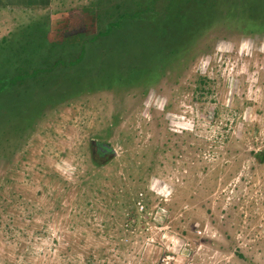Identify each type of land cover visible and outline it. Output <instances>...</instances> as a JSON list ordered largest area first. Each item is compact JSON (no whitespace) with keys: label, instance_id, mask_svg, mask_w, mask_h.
Here are the masks:
<instances>
[{"label":"rangeland","instance_id":"rangeland-1","mask_svg":"<svg viewBox=\"0 0 264 264\" xmlns=\"http://www.w3.org/2000/svg\"><path fill=\"white\" fill-rule=\"evenodd\" d=\"M81 8L0 20V264H264V30L220 22L173 56L145 31V48L66 41L77 70L59 44L2 50L37 21L51 43L93 30ZM19 72L51 94L25 121Z\"/></svg>","mask_w":264,"mask_h":264},{"label":"trees","instance_id":"trees-1","mask_svg":"<svg viewBox=\"0 0 264 264\" xmlns=\"http://www.w3.org/2000/svg\"><path fill=\"white\" fill-rule=\"evenodd\" d=\"M100 2L101 1H99L98 5L96 4L97 6L92 4L89 7L85 6L81 8L84 14L90 17L89 22H87L88 24L90 22L92 23L91 28L93 30L91 31H89V26L86 22L84 23L83 19V22L82 20L80 22V26L87 25L88 29L84 28V32L80 29L79 32L75 30L71 31L73 25L71 24L68 31L61 33L62 40L51 43L46 36L43 37V33L45 34L46 30L44 31V29L34 28L38 23L37 21L35 24H32L33 26L31 25L27 28L23 27L22 30L18 31V36L24 34L22 44L15 45V42L11 43V38L4 39L3 45H1L2 50L9 51V54L13 56H20V54H23V48L29 45L31 47V55H33L32 58L36 62L37 58L32 53L35 51L38 52L40 48L46 49L59 44L57 51L52 55V57H58V60L55 61V65L65 64L69 67H75L78 65L76 68L77 70L82 63V59L79 58L78 55L75 57L69 56L70 58L68 61L63 60L59 55L61 50L67 48L66 41L71 42V46L79 43L81 50L90 49L93 52H98L101 45V39L108 40L110 38L111 40H116L115 43H108L112 49H115L119 44L118 41H121V38L124 39V43L129 41V45L131 43L140 42L138 38L140 35H143L145 31V33L148 34L149 39L154 42V44L150 42L149 46H147L146 49H148L149 52L155 50L159 52L158 47H161V49L165 51L169 49L167 56H173L177 50H183L186 47L191 46L196 40H199L206 30L220 22L227 27H242V24L246 23V25L249 26L253 25L258 31H261V29L264 30V0H104L103 2ZM103 11L105 15L103 14ZM95 12H101L102 14L100 15L103 16V18H100L99 20V16H94ZM169 16L173 17L171 22H174L177 25L171 23L170 27L167 26L168 21L165 19ZM100 22L103 24H99ZM188 22L190 25L185 26V23ZM247 28L250 29V27ZM184 29L185 32L182 36L180 32ZM132 30L134 31L133 33L131 32ZM46 33L48 36L47 31ZM140 44L142 48H145L143 41L140 42ZM68 47H70V45ZM6 54L4 55L0 52V64L2 63V65H8L12 62V58H7ZM109 54L110 53H105L103 57L107 55L110 57L111 55ZM20 58L24 60V62H33L31 60L25 61L21 56ZM0 68H2V66ZM46 71L37 65L32 67L31 75L41 74ZM6 76L7 75L0 72V80L5 79ZM26 76L29 75L19 72L15 78V81L23 80L20 81L21 87H23V93L15 95L17 96L16 99L18 100V103H16L17 105L15 106L17 110H14V113H19L22 121H25L26 116H31L36 111L39 110L40 112V109L46 106V100H48V97L51 95L47 94L50 92L38 91V93L33 94L34 96L32 95L31 97H28L29 94L33 93V89L30 90L29 85L26 83ZM38 80L44 83L42 80L45 79H41L39 76ZM70 81L72 80L70 79L69 82ZM38 89L45 90L42 88ZM4 90L5 87L0 85V94ZM3 113H6L5 110H1L0 108V115ZM98 153L103 155L101 151ZM260 159L262 162L264 161V152L261 154Z\"/></svg>","mask_w":264,"mask_h":264},{"label":"crops","instance_id":"crops-1","mask_svg":"<svg viewBox=\"0 0 264 264\" xmlns=\"http://www.w3.org/2000/svg\"><path fill=\"white\" fill-rule=\"evenodd\" d=\"M94 0H0V20L8 15H16L17 13H24L28 9L46 10L54 8H70V7H85L89 2ZM2 24H5L2 20ZM19 29L10 31L17 34ZM11 36V35H9ZM9 39L8 37H2ZM13 38V37H10Z\"/></svg>","mask_w":264,"mask_h":264},{"label":"flooded vegetation","instance_id":"flooded-vegetation-1","mask_svg":"<svg viewBox=\"0 0 264 264\" xmlns=\"http://www.w3.org/2000/svg\"><path fill=\"white\" fill-rule=\"evenodd\" d=\"M101 150H105V149H103V147H101Z\"/></svg>","mask_w":264,"mask_h":264}]
</instances>
